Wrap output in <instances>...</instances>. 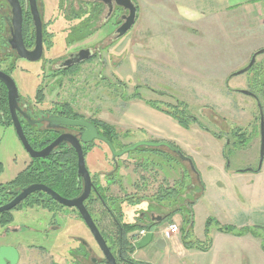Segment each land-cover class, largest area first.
Here are the masks:
<instances>
[{
	"label": "flooded vegetation",
	"instance_id": "flooded-vegetation-1",
	"mask_svg": "<svg viewBox=\"0 0 264 264\" xmlns=\"http://www.w3.org/2000/svg\"><path fill=\"white\" fill-rule=\"evenodd\" d=\"M130 1L135 5L138 13L137 3L135 0ZM129 13V9L119 6L115 0H0V73L9 76L16 86L13 72L18 61L38 65L36 77L42 86L35 89L32 95L20 91L16 86L17 102L14 113L16 122L32 152L44 154L42 157H32L17 138L8 91L0 81V126L14 131L27 156L24 168L8 182L0 183V208L10 206L30 188H37L25 194L8 210L0 212V264H19L22 258L21 248L26 249L29 260L35 255L43 257L49 255L51 259L48 264H56V255L52 253L51 248L36 245L34 238L41 236L49 245H55V234L61 227L57 223L58 218L80 220L90 232L77 209L60 204L51 195L53 193L66 201H71L82 194L84 183L78 176V153L72 145L74 140L79 143L84 162L89 152L96 149L104 150V147L107 155L110 156L107 165L105 164L103 169L97 170L92 176L85 164L96 191L91 192L83 202V207L90 214L105 240L115 241L121 238L128 240L140 229L136 227L132 231L125 232L122 226L130 222L126 216L122 218L118 224L120 227L117 226V228L112 226L115 221L107 218L111 222L110 226L105 227L103 224L105 219L101 220V214L107 209L103 207L101 196L107 200L111 197L118 198L120 199L118 203L121 205L133 206L138 200L136 190L139 187L145 188L149 184V178L150 182L156 183V191L150 200L156 204L159 212L155 214L143 211L141 218L138 219L145 222V228H155L158 236L166 228L171 218L170 214L163 211L169 201L164 199V191L167 188L170 157L174 158L178 164L184 162L165 144L186 156L180 148L175 145L176 148L172 145L173 143L164 139L150 137L142 131L147 137L136 143L150 142L158 146L138 148L135 151L142 154L137 158L130 156L125 158L126 154H124L113 159L111 149L105 142L94 140L85 144L81 138L86 130L68 125L69 122H90L97 130L98 136L109 142L115 153L136 144L122 141L124 138L121 137L116 124L107 123L99 118L85 117L76 111L74 104L75 88L78 87L80 78L83 86L80 91H76L77 93H83V87L89 90L90 85L96 90L107 84L113 85L105 73L107 60L111 61L112 57L110 55L107 58L106 49L120 38L117 31L125 23ZM15 15L21 17L20 34H17L14 23ZM35 17H38L40 22V36L37 32ZM112 19L115 20L113 30L106 33L105 27ZM13 45L20 49L22 47L24 52H34L33 57H37V60L32 62L19 56ZM37 46L40 47L37 48ZM83 70H86V73ZM95 107L93 113L98 111V107ZM104 123L114 129L113 134H109L101 127ZM59 139L62 141L49 149ZM103 154H105L104 151ZM129 167H132L133 172L140 169L149 177L145 178V174L141 173L139 176L141 184H133L132 188L135 190L132 193H126L127 189L122 186L121 178ZM2 172L3 168L0 164V174ZM181 179L180 177L178 182ZM122 193L124 194L121 197ZM143 197L147 200L146 196ZM158 197L161 198L155 200ZM97 198L99 202L95 203L94 212L91 213V201ZM114 207L110 209L113 210ZM16 215H20L23 219L21 228L14 226ZM22 234L31 235L33 238L29 243H24L20 239ZM69 239L78 241L84 249L83 256L88 255L89 252L87 246L85 248L82 237L71 236ZM79 249L76 251L78 252ZM113 255L121 264H126L121 251H116ZM65 260L70 264L71 259ZM89 261L95 264L94 259Z\"/></svg>",
	"mask_w": 264,
	"mask_h": 264
},
{
	"label": "rangeland",
	"instance_id": "rangeland-1",
	"mask_svg": "<svg viewBox=\"0 0 264 264\" xmlns=\"http://www.w3.org/2000/svg\"><path fill=\"white\" fill-rule=\"evenodd\" d=\"M140 11L142 15L140 16L139 13L131 29L106 49L107 58L110 55L112 57L111 61L107 60L105 73L113 85L107 84L97 90L90 85L89 90L83 87V93H77L76 91H80L83 86L80 78L79 85L75 88L76 111L85 117L99 118L107 123L116 124L121 137L124 138L122 141L127 143L144 140L147 135L142 132L144 130L135 129V125L150 123L159 126L161 130L176 139L188 142L192 145L190 151L195 155L205 156L217 163L220 153L224 155L225 152L226 164L234 169L259 168L264 130L262 131L255 99L241 93L247 91V81L251 75L245 72L234 76L235 73L247 68L250 60L242 66L235 64L240 57L238 54H230L226 49L224 31L220 28L211 33H203L200 46L193 45L194 43L190 41L184 43L185 48H178L179 40L173 33V29L179 24L176 19L148 8ZM114 23L115 20L112 19L106 25V33L113 30ZM136 47L139 49V55ZM261 60H264V53L256 57L255 63L258 64ZM37 70L36 64L17 62L13 79L20 91L32 95L35 89L42 86L36 77ZM215 77L218 80H213ZM133 96H137L138 99L135 100ZM151 104L179 115H182L180 112L184 110L195 118L204 130L192 123L188 129H181L182 127L171 116L165 114L164 117H160L139 108L141 106L150 109ZM95 106L98 107V111L93 113ZM122 121L128 126L127 128L121 126ZM184 130L188 132L187 135ZM238 133L240 135L237 137ZM106 152L104 147V150L96 149L86 156L85 164L91 176L97 170L103 169L105 164L107 165L110 156ZM141 154L135 151L126 154L125 158L128 156L137 158ZM26 161V153L14 131L0 126V164L3 168L0 183L4 184L14 178L24 168ZM172 166L177 168L181 165L171 162L170 167ZM184 166L188 168L187 164ZM131 168L129 167L125 174L123 172L124 175L121 177L122 186L127 189L126 193L134 192L133 184H141L139 176L143 172L140 169L133 172ZM179 175L177 171L168 174L166 187L171 188V185L178 182ZM144 177L148 175L145 174ZM150 180L149 178V184L145 188H138L142 191L138 195L146 196L148 201H151L150 197L156 191L155 181L150 182ZM253 190L255 197L252 196L250 200L264 196V172L255 182ZM234 199L236 200L235 197ZM224 200L233 201L232 198ZM204 202V206H209L210 200ZM144 209H148L144 204L130 208L125 214L127 220L131 221L138 210ZM199 220V230L202 233L204 228L206 234V222L210 219L206 220L205 227L204 220ZM110 222L105 219L103 224L105 227L110 226ZM22 223L21 216L16 215L14 226L21 228ZM57 223L61 227L55 234V245H49L41 236L34 238L36 245L51 248L52 253L56 255V264H68L65 259H71V262L68 261L70 264H93L90 259H94L95 264H104L101 251L80 220L58 218ZM171 223L179 224V221L172 220L171 217L168 224ZM211 226L213 227L214 224ZM71 236L84 239L85 248L87 246L89 252L87 256H83L84 249L78 241L69 239ZM32 238L33 236L28 234L20 236L24 243H29ZM128 242L132 247L130 237ZM107 243L111 246L110 240H107ZM112 251L116 254L117 249L112 246ZM21 253L19 264H48L51 259L49 255L44 257L35 255L29 260L24 248H21Z\"/></svg>",
	"mask_w": 264,
	"mask_h": 264
},
{
	"label": "crops",
	"instance_id": "crops-1",
	"mask_svg": "<svg viewBox=\"0 0 264 264\" xmlns=\"http://www.w3.org/2000/svg\"><path fill=\"white\" fill-rule=\"evenodd\" d=\"M135 2L138 6L135 22L139 13L142 15L140 10L145 8L170 15L177 20L179 24L173 29V33L179 40L178 48H185L184 43L190 41L194 43L193 45L200 46L203 33H211L220 28L224 31L226 49L230 54H238L240 57L236 65L246 64L254 54L264 50V0H135ZM136 51L139 55L137 47ZM213 80L216 81L218 78L215 77ZM139 108L152 115L160 117L165 115L153 108L141 106ZM121 126L128 127L124 121L121 122ZM135 129L144 130L150 137L164 139L176 145L192 160L198 176L190 170L186 162L177 168L170 167L169 174L173 171L180 173L178 179L182 178L183 186L176 200H169L166 203L167 209L164 208L163 211L170 215L175 211L172 220L178 219L180 236L172 242H165L163 248H157L155 240L161 237L157 235L149 246L140 250L133 249L130 258L145 264H264V196L250 200L252 196L255 197L253 186L264 172V159L258 172L251 168L234 169L226 164L222 153L217 163L205 156L195 155L190 151L192 145L165 133L155 124H136ZM184 133L188 134L186 131ZM186 164L188 168H185ZM187 170L188 173L185 174ZM174 186L175 184L170 187ZM140 190H136V195L142 192ZM139 198L138 195L136 199ZM225 198H232L233 201L226 202ZM194 200L192 237L200 243L209 237L212 244L207 251L185 247L182 241V231L186 225L184 208L187 203ZM206 200H210L209 206H204ZM139 204L146 205L148 209L138 210L137 215H134L128 224L141 229L145 228V222L139 220L141 213L149 211L156 214L158 210L152 201H139ZM134 206L137 205L126 207L118 203L114 210L117 212L121 210L124 216H127L126 212ZM197 217L204 220L203 226L206 220L213 219L221 226L249 232L239 236L219 232L214 225L210 226L206 236L204 228L202 233L199 230L200 220ZM145 229L156 231L153 227Z\"/></svg>",
	"mask_w": 264,
	"mask_h": 264
},
{
	"label": "water",
	"instance_id": "water-1",
	"mask_svg": "<svg viewBox=\"0 0 264 264\" xmlns=\"http://www.w3.org/2000/svg\"><path fill=\"white\" fill-rule=\"evenodd\" d=\"M115 1L119 6L130 10L129 16L127 17L125 23H123V25L117 31L118 37H122L134 25L135 20H136V15H137V9H136L135 5H133L131 3L130 0H115ZM34 19H35L38 35L40 36L39 19H38V17H35ZM14 23H15V26L17 29V34H20L21 17L19 15L14 16ZM39 47L40 46H37V48H39ZM13 48L18 51L19 56L26 58L32 62L37 60V57L36 58L33 57V55L35 54L34 52H32V53L24 52L22 47L20 49V47L14 46V45H13ZM263 53H264V50H260L259 52L254 54L250 60L249 65L247 66V68H245L244 70H242L238 73H235L234 76H237V75H240V74L247 72L255 64L256 57L258 56V54H263ZM79 61H81V59ZM0 81L6 86L7 91H8L9 104H10V108H11V113L13 114V118L15 121V125H14L15 127L14 128H15L17 138L22 142L25 149L31 154L32 157H42L44 155L43 153L36 154V153L32 152V150L30 149V147L28 146L27 142L25 141V139L23 137V134H22V131H21L19 124L16 122L14 109L16 107V102H17V89H16V86H15L13 80L9 76H7L3 73H0ZM241 93L244 95H248V96L252 97V94H250L248 91H242ZM257 106L259 108L260 122H261L262 131H263L264 130L263 111H262L261 107L259 106V104ZM68 125L74 126V127H80V128H83L86 130V132L83 134V136L81 138V141L85 144H89V143L93 142L94 140H101V141L105 142L111 149L113 159L119 158V157L123 156L124 154H127L129 152H133V151H135L141 147L158 146V145L152 144L150 142H139V143L133 144L132 146H130L128 148H125L124 150H122L119 153H115V151L111 147V144L98 136L97 130L95 129V127L90 122H88V121L69 122ZM263 134H264V131H263ZM60 141H62V139L57 140V142L55 144H53L52 146H50L49 149L53 148ZM72 145L75 147V149L77 150V153H78V176L82 178L83 183H84L82 194L80 197H78L74 200H71V201H66V200L60 198L59 196H57L53 193H51V195L60 204L66 206V207H73V208L78 210V212L80 213L81 217L83 218L86 226L88 227L96 245L98 246L99 250L101 251L105 264H118L115 256L113 255L112 251L110 250L106 240L104 239V237L101 235L98 228L94 224L90 214L83 207V202L90 196L92 191L95 192L96 190H95V187L93 186V183L91 182V177H90V175H89V173L85 167V162H84V158H83V155L81 153V150H80L79 143L74 140V141H72ZM165 146L167 148H169V150L171 152H173L182 162L188 163L190 170L193 173H196L195 167H194L193 162L190 158H188L187 156H184L180 151L176 150L175 148L171 147L168 144H165ZM263 157H264V139H262V144H261V155H260L259 168L261 167V164L263 162ZM36 189H37L36 187L30 188L29 190H27L25 192V194L31 193V192L35 191ZM25 194H22L10 206L0 208V212L8 210L9 208H11L14 204H16L18 201H20ZM155 236H157V235L154 231H148L145 234V236L140 238L137 242H135L132 245V248L135 250H140V249H143V248L149 246L151 244V242L153 241V239H155ZM155 246L157 248H163L165 246V241L161 237H158L155 240ZM6 260H7V258H6Z\"/></svg>",
	"mask_w": 264,
	"mask_h": 264
},
{
	"label": "trees",
	"instance_id": "trees-1",
	"mask_svg": "<svg viewBox=\"0 0 264 264\" xmlns=\"http://www.w3.org/2000/svg\"><path fill=\"white\" fill-rule=\"evenodd\" d=\"M261 55V54H258ZM248 73H250L249 75H251V77L248 79L247 81V91L252 94V97L255 99L257 105L259 104V106L261 107L263 114H264V60L260 61L258 64H254L248 71ZM134 99H138L137 96H133ZM258 107V106H257ZM151 108L160 111L166 115L171 116L182 128L184 129H188L190 127V124H196L199 126L200 129L204 130V127L202 125H200L198 123V121L191 117L186 111L182 110L180 113L182 115L164 110V109H160L157 105L151 104ZM259 110V108H258ZM259 120H260V114H259ZM101 127L107 131L109 134H113L114 129L112 127H110L107 124H102ZM240 135V133H238L237 137ZM220 137V136H219ZM173 146H175L174 144H172ZM176 147V146H175ZM177 148V147H176ZM224 158L225 160H227V155L224 152ZM171 162H175L177 163V161L174 158L170 157V163ZM259 169L257 168L255 170V172H258ZM188 173V170L185 171V174ZM196 176L197 173H196ZM182 179L179 182L175 183V186L173 188H166L164 193H165V200H176V198L179 196L180 190L182 189ZM198 181L201 185V188L203 189V185L198 177ZM102 198V203H103V207H105L107 210L103 211V213L101 214V220L104 219H112L113 220V224L112 226L114 228L120 227V225H118L120 223V221L122 220V218L124 217L123 212L120 210L119 212H116V210H112L110 209L111 207H114L116 205V203H118L120 201V199L118 198H110L109 200L105 199L103 196H101ZM161 197H158V199L155 198V200H159ZM139 200H144V197H140L136 203H134L133 205H138ZM161 201V200H160ZM99 202V199H95L93 201H91V209L90 212L93 213L94 212V206L95 203ZM108 202H110L109 204H107ZM195 200L192 202L187 203V205L184 208V212L186 213V216L184 217V223L185 228L182 231V241L185 247H189V248H195L201 251H207L212 244V241L209 237H207L206 241L203 243L198 242L197 240L193 239L192 237V227H193V222H192V217H193V212H192V206L194 204ZM111 205V207H110ZM115 211V212H114ZM175 212V211H174ZM173 212V214H174ZM171 214L170 216L172 217ZM214 224L217 226V229L219 232H224V233H232L235 235H242L243 233H247L249 232V230H236L232 227H227V226H221L219 225L216 221L214 220H208L206 222V236H208L209 233V228L210 226ZM108 227V226H106ZM137 226L134 225H130V224H125L122 226V228L125 229V232H129L132 231L134 229H136ZM108 229V228H107ZM107 242V240H106ZM111 242V246H109L110 250L112 251V246L115 247L117 249L118 252H122L125 259H126V264H145V263H139V262H135L134 260H132L129 257V254L133 251V248L129 245L128 240L121 238V240H115V241H110ZM108 244V243H107ZM104 263V262H103ZM118 264H121L119 261H117Z\"/></svg>",
	"mask_w": 264,
	"mask_h": 264
},
{
	"label": "built area",
	"instance_id": "built-area-1",
	"mask_svg": "<svg viewBox=\"0 0 264 264\" xmlns=\"http://www.w3.org/2000/svg\"><path fill=\"white\" fill-rule=\"evenodd\" d=\"M148 231L145 228H141L140 230H138V232L132 236H130V244L133 245L135 242H137L140 238H142L143 236H145V234ZM180 235V229L179 226L177 224H168L166 226V228L162 231L161 233V238L165 241V242H172L173 240H175V238H177Z\"/></svg>",
	"mask_w": 264,
	"mask_h": 264
}]
</instances>
